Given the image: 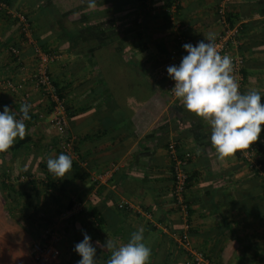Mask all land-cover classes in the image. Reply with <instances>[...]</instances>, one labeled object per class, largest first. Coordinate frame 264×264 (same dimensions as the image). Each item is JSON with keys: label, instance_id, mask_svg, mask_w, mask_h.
Masks as SVG:
<instances>
[{"label": "crops", "instance_id": "1", "mask_svg": "<svg viewBox=\"0 0 264 264\" xmlns=\"http://www.w3.org/2000/svg\"><path fill=\"white\" fill-rule=\"evenodd\" d=\"M166 1L155 0L145 17L139 12L137 27L129 26L138 14L131 3L115 22L120 31L116 41L125 38L140 57L133 70L149 78L151 71L170 60L174 48L162 19ZM220 1L180 0L177 17L188 37L214 39L220 33L216 17ZM20 8V0H11L0 15V81L12 80L20 87L17 95L0 90V111L7 106L18 118L16 101L23 92L29 94L32 111L25 121V137L0 153V193L10 219H4L0 237L30 245L40 241L48 227L59 237V264H78L81 257L74 247L87 232L97 247V261L107 264L111 255L104 247L107 240L121 246L142 229L152 249L151 264H188L179 245L184 235L210 264H264V179L248 169L241 152L220 158L210 143V125L188 113L180 99L154 96L143 84L139 97H128L111 74V65H92L69 55L57 48L55 40L45 46L58 56L49 65V75L63 89V101L72 115L67 131L76 147L70 174L59 178L48 171L47 160L60 155L58 133L49 127L48 110L41 111L46 109L42 96L32 82L21 80L33 73L36 56L3 17L5 12L21 13ZM228 12L243 29L235 49L244 59L240 91L255 90L264 97V0H232ZM8 45L20 49L18 60L8 55ZM105 50L94 53L105 55ZM102 83L106 88L100 90ZM172 143L187 161L186 219L171 196L167 149ZM261 160L264 170V155ZM111 163L119 166L110 178L93 183ZM122 201L132 208L118 209Z\"/></svg>", "mask_w": 264, "mask_h": 264}, {"label": "clouds", "instance_id": "2", "mask_svg": "<svg viewBox=\"0 0 264 264\" xmlns=\"http://www.w3.org/2000/svg\"><path fill=\"white\" fill-rule=\"evenodd\" d=\"M96 7L97 0H88V8ZM183 49L187 54L179 65L166 69L175 82L171 92L182 101L188 113L210 125V143L220 158L249 150L259 140L264 126V104L261 103L264 97L259 91H240L231 57L221 55L211 37L195 45L186 43ZM30 109L31 105L23 104L19 118L7 106L0 111V153L7 152L17 139L25 137ZM72 167V158L66 154L47 160L48 171L59 178L70 174ZM82 235L83 240L74 247L81 257L78 264H99L97 247L87 232ZM99 244L97 241L96 245ZM104 247L111 252L107 264H151L152 249L146 244L142 229L133 232L121 246L107 240Z\"/></svg>", "mask_w": 264, "mask_h": 264}, {"label": "trees", "instance_id": "3", "mask_svg": "<svg viewBox=\"0 0 264 264\" xmlns=\"http://www.w3.org/2000/svg\"><path fill=\"white\" fill-rule=\"evenodd\" d=\"M0 1L6 8L11 5V0ZM20 2L21 8L19 10L25 8V5H27L26 7L29 9H32V13H19L26 19V23L31 30V37L43 53L51 54L45 46L51 40H55L57 41V48H63L69 55L79 56L92 65H111L113 67V69L111 67L112 70H110L111 74L116 76L117 85L121 87V90L127 93L128 97L135 98L137 94L139 97L140 94L138 90H140L142 84L146 92L148 89H151V93H153L154 96L163 95L146 73L142 72V74H140L141 71L136 72L133 70V65L138 64V59L140 58L137 52L134 51L136 50L133 47L134 45L127 44L128 47L126 45L127 41L123 37H119L118 41H116V37L120 35V31H118V25L115 22L123 12L122 8L128 3L135 5V10L138 11V14L133 15L129 24V26L133 28L141 24L139 22L142 18L141 15L144 14L143 17L148 15L151 4L155 3V0H97V7L94 9L88 8V0H20ZM172 3L173 0H167L163 4L165 11L162 14V19L166 21L167 28H169L173 36V27H171L170 22L171 16L168 12ZM179 6L180 0H178L174 16V19L180 23L177 17ZM139 12L142 14L139 15ZM1 13L2 11H0V15ZM3 17L8 23L13 25L19 35L20 26L17 23V19L6 12ZM227 20H229L231 24H234V16L232 13H227ZM35 25L37 30H34ZM180 28L182 34L186 35L183 25H181ZM242 31L243 29L240 27L238 40L240 39ZM19 39L25 40L23 35H19ZM117 42L120 43L118 49L115 47ZM173 42L175 46V40ZM100 48H107L104 52L105 55H102V51L94 53V51ZM130 48L133 50L131 51ZM139 80H141V82L137 84ZM52 84L58 99L62 101L66 118L70 119L72 115L70 113L68 114V109L63 101V89L59 88L53 81ZM99 87L100 90L104 87L106 88L103 83L100 84ZM20 115L22 114L20 113ZM18 145H20V143L17 144V146ZM74 146L73 143V150H75ZM14 148H16V146L13 147V149ZM263 155L264 150L261 149L258 152L260 163L262 162L261 159ZM1 195L0 193V221L3 220V215L5 213L3 205L4 199ZM40 219L42 220L44 218ZM30 246L31 245L12 244L0 237V264H42L36 261L30 254Z\"/></svg>", "mask_w": 264, "mask_h": 264}, {"label": "built area", "instance_id": "4", "mask_svg": "<svg viewBox=\"0 0 264 264\" xmlns=\"http://www.w3.org/2000/svg\"><path fill=\"white\" fill-rule=\"evenodd\" d=\"M232 0H221L217 10L216 17L220 27V33L212 39L217 46V51L221 55H228L233 61L234 77L239 83L240 88L242 84V71L244 68V59L241 55L235 52L236 47L239 44L237 39L240 33V27L238 25L231 24L227 20L228 6ZM178 0H173L171 7L168 9L170 14L171 27H173V36L175 40V46L173 52H171L170 60L164 65L150 72V79L155 84L156 88L169 100H177L179 98L175 97L171 92L174 88L175 82L169 77L166 69L170 65H179L182 57L187 53L183 49V45L186 43H191L193 45L197 44L202 39L190 38L181 32L180 23L174 19L176 13V6ZM6 10L5 5L0 1V11ZM13 18L17 19V23L20 26L19 35H23L25 40H21V44L27 45L32 48L36 58V65L33 73L21 79L25 82H32V86L39 92L44 100V105L49 109V115L51 116L50 125L58 133L59 146L56 149L62 154L69 155L71 158L75 159V153L73 150V139L69 136L67 131V118L65 116V111L62 106V101L58 99L56 95L55 88L52 84L51 77L49 75V65L57 60L56 54H45L43 53L34 43L31 37V30L29 25L26 23V19L17 12H8ZM1 40V39H0ZM8 55L15 60L20 57V49L14 45L7 46ZM22 83V82H21ZM20 88V87H19ZM12 80L0 81V90H7L13 94L17 95L19 89ZM29 104V94H21L18 98V105ZM31 113V109L30 112ZM264 150V126H262V132L259 140L253 144L249 150L241 151V158L247 164L248 169L253 172H257L264 179V170L259 162L258 152ZM168 156L171 162V177H172V187L171 196L173 198L174 205L183 216L187 217L188 205L186 204L185 194L188 185V174L186 172L187 161L184 157H180L176 151V145L174 143L169 144ZM117 163H111L105 169V171L95 178L92 179L93 183L102 181L103 179H108L110 176L118 169ZM118 209L128 208L131 209L132 206L124 201L117 205ZM59 242V237L54 233V231L48 227L44 231L41 240L32 243L30 246V254L34 259L42 264H59L60 257L56 244ZM179 245L185 250L188 255V264H210L206 259L204 254L200 251H196L190 247L187 237L184 235L179 240Z\"/></svg>", "mask_w": 264, "mask_h": 264}, {"label": "rangeland", "instance_id": "5", "mask_svg": "<svg viewBox=\"0 0 264 264\" xmlns=\"http://www.w3.org/2000/svg\"><path fill=\"white\" fill-rule=\"evenodd\" d=\"M20 11H21L22 13L27 12V10H23V9H21ZM25 46H27V45H25ZM56 56H57V55H56ZM57 57H58V56H57ZM101 58H102V57H101ZM101 58H100V59H101ZM105 59H106V58H105ZM103 61H104V59H103ZM55 62H56V61H55ZM117 63H118V62H117ZM114 64H115V63H114ZM118 64H119V63H118ZM120 75H121V73H120ZM16 103H18V100L16 101ZM18 106H19V105H18ZM19 107H20V106H19ZM47 110H48V113H49V109H47V108H46L45 110H41V111H46L45 113H47ZM31 111H32V108H31ZM49 127H51L50 123H49ZM49 127H47V129L50 130V132L52 133V135H53V132H54V131H55V133H57L56 130H55L53 127H51V128L53 129V132H52V130H51ZM55 135H56V134H55ZM56 151H57V150H56ZM57 152H59V151H57ZM59 153L62 154L61 151H60ZM5 218L8 219V220H10L9 217H8V215H5V214H4V215H3V220L0 221V230H1V228H3V225L6 224V223H5L6 221L4 220ZM11 218H12V217H11ZM8 224H10V223H8ZM30 245H31V244H30Z\"/></svg>", "mask_w": 264, "mask_h": 264}]
</instances>
